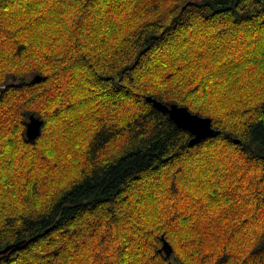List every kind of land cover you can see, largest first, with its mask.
<instances>
[{
  "label": "trees",
  "instance_id": "1",
  "mask_svg": "<svg viewBox=\"0 0 264 264\" xmlns=\"http://www.w3.org/2000/svg\"><path fill=\"white\" fill-rule=\"evenodd\" d=\"M149 96L216 135L192 146ZM4 250L0 264H264V0H0Z\"/></svg>",
  "mask_w": 264,
  "mask_h": 264
},
{
  "label": "water",
  "instance_id": "2",
  "mask_svg": "<svg viewBox=\"0 0 264 264\" xmlns=\"http://www.w3.org/2000/svg\"><path fill=\"white\" fill-rule=\"evenodd\" d=\"M146 101L148 103L153 104L154 108L157 109L158 111L167 114L170 120L173 121L177 125V127L181 129L188 131L186 127L182 126L181 123L177 122L176 117L178 114H183L184 117L190 118V120L186 119L185 123H190L194 121L199 129V135L193 136L191 134L193 136L191 140L192 146H195L201 143L203 140L215 136L217 133L212 127V122L210 118H204L197 114H193L187 108L178 106L177 104H170V105L164 104L150 96L146 98ZM42 130H43V121L39 117L35 115H31L29 117V121L27 123L26 131H25L27 139L31 142L36 141L41 136ZM163 249L168 252L169 244L167 242H164ZM6 251L7 250L0 251V255L6 253Z\"/></svg>",
  "mask_w": 264,
  "mask_h": 264
},
{
  "label": "snow or ice",
  "instance_id": "3",
  "mask_svg": "<svg viewBox=\"0 0 264 264\" xmlns=\"http://www.w3.org/2000/svg\"><path fill=\"white\" fill-rule=\"evenodd\" d=\"M176 119H177V122H178V123H181L182 126H184V127L187 128V130H188V132H189L190 134H192L193 136H195V135H199V129H198V127L196 126V124H195L194 121H193V122H190V123H185V120H186V119H187V120H190V118H186V117H184L183 114H178L177 117H176Z\"/></svg>",
  "mask_w": 264,
  "mask_h": 264
},
{
  "label": "bare ground",
  "instance_id": "4",
  "mask_svg": "<svg viewBox=\"0 0 264 264\" xmlns=\"http://www.w3.org/2000/svg\"><path fill=\"white\" fill-rule=\"evenodd\" d=\"M53 56H54V55H53ZM51 57H52V56H51ZM35 59H36V58H35ZM40 59H41V58H40ZM29 60H30V59H29ZM33 60H34V57H33L30 61H33ZM26 62L28 63V59H27ZM24 63H25V62H24ZM27 65H28V64H27ZM27 65H26V66H27ZM30 65H31V64H30ZM31 66H32V65H31ZM55 92H56V91H55ZM243 92H244V91H243ZM58 93H59V91H58ZM247 94H248V92H247ZM217 99H218V98H217ZM216 108H217V107H216ZM215 111H216V110H215ZM218 111H219V109H218ZM220 111H222V110H220ZM219 113H220V112H219ZM243 205H245V204H243ZM247 205H248V204H247ZM247 205H246V206H247ZM47 208H48V207H47ZM245 209H246V208H245ZM245 209H244V210H245ZM248 210H249V208H248ZM248 210H247V211H248ZM46 211H47V209H46ZM248 212H249V211H248ZM211 213H212V212H210V214H211ZM213 214H215V213L213 212ZM205 215H206V213H205ZM240 215H241V213H240ZM207 216H208V215H206V216H204V217H207ZM210 216H212V215H210ZM247 216H248V215H247ZM214 217H215V215H214ZM210 218H213V217H210ZM201 221H202V220H201ZM203 222H204V224H205V221H203ZM204 224H203V225H204ZM208 224H209V223H208ZM203 225H202V227H203ZM206 225H207V224H206ZM202 230H203V229H202ZM202 233H203V232H202ZM229 233H230V232H229ZM216 235H217V234H216ZM231 236H232V235H231ZM210 252H211V250H210ZM236 253H237V252H236ZM236 255H237V254H236ZM238 255H239V254H238ZM238 258H239V256L237 257V259H238ZM239 260H240V259H239ZM239 260H238V261H239Z\"/></svg>",
  "mask_w": 264,
  "mask_h": 264
}]
</instances>
